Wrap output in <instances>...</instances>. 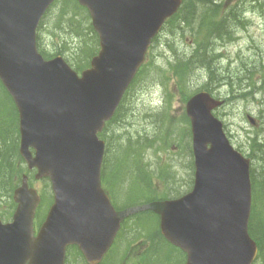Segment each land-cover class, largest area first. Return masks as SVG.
<instances>
[{
	"label": "water",
	"instance_id": "obj_1",
	"mask_svg": "<svg viewBox=\"0 0 264 264\" xmlns=\"http://www.w3.org/2000/svg\"><path fill=\"white\" fill-rule=\"evenodd\" d=\"M54 1L0 0V78L20 112V151L30 169L38 168L37 178H51L55 198L35 238L41 198L24 178L12 223L0 219V264H65L70 244L88 263L99 264L122 221L148 209L160 215L165 238L187 253L186 264H253L258 245L249 233L250 160L230 145L212 113L223 102L209 93L187 104L192 191L116 211L101 185L105 142L98 133L115 114L152 37L182 0H79L100 38V51L82 77L62 56L47 61L39 53L37 29Z\"/></svg>",
	"mask_w": 264,
	"mask_h": 264
},
{
	"label": "rangeland",
	"instance_id": "obj_2",
	"mask_svg": "<svg viewBox=\"0 0 264 264\" xmlns=\"http://www.w3.org/2000/svg\"><path fill=\"white\" fill-rule=\"evenodd\" d=\"M219 1L212 0L211 4L206 1L204 8L209 5L211 9H216ZM220 4L223 11H228L236 5L240 8L234 13L232 20L228 19L226 27L229 34L234 32L237 39L215 40L214 53L219 55L217 64L219 79L215 73L208 72L205 68L194 70L191 68L192 64L185 66L198 43L206 38L199 37L197 33L205 20L200 18L189 25L178 19L167 25L154 41L146 68L125 96L117 119L112 120L101 135L107 145L104 161L105 184L114 204L124 208L139 202L142 195V200L168 198L165 192L168 179L165 177L170 178L168 190L170 196L183 194L191 189L194 167L190 121L186 115V106L188 99L202 90L213 92L215 96L225 99H229L231 95L241 97L228 100L226 105L217 109L215 113L223 120L234 147L251 160V171H264V161L258 159L252 140L260 138L264 141V0L254 4L250 0H221ZM64 7L67 6L62 3L55 5L47 14L46 22L40 31L39 47L41 51L45 50L49 54L63 55L75 68L84 51L85 43H82V40L86 39L87 44L94 47V37L87 30L83 36H77L75 28L69 27L76 24V19L71 21ZM70 10L74 13L73 8ZM75 16L77 15L74 13L73 17ZM82 19L85 20L83 17ZM89 22L91 23L90 17ZM80 46L83 50L79 49ZM208 56L200 55L198 57L200 63L207 62ZM230 77L235 80L231 89L224 83V79L227 82ZM0 90L4 92L3 88ZM10 101L13 104L11 99ZM13 106L11 107L0 92V121L7 122L6 117L13 114L8 125L9 132L16 127ZM16 114L18 116L17 110ZM248 115L257 120V126L251 125ZM17 125L16 135L19 141L18 121ZM146 135L151 136L150 140L141 142V137ZM129 141L135 146L144 145L143 153L138 159L133 154L130 155L132 157L130 159L126 150L122 149L128 150ZM130 152H136V149ZM124 159L127 162L121 167L119 163ZM105 173L103 172L104 178ZM147 174H152L146 180L150 183L152 179V185L146 187L143 193L141 191L143 185L139 182L143 181ZM31 180V185L50 200L49 204L48 201L45 202L44 207L47 204L48 207L40 214V221H43L53 200L51 184L49 181H46V184L42 180ZM256 204L258 215L257 209L264 210V199L262 197L260 200L257 199ZM5 205L7 204L1 205L0 212L11 211V208ZM139 215L143 217L138 218ZM6 218L8 221L11 220L10 216ZM143 218L149 219L144 223L153 230L158 219L156 214L146 211L131 217L125 223L116 248L110 252L111 255H108L105 264H140V260L141 264H185V260L181 261V256L172 257L170 260L172 253L168 247H164L159 255L149 252L141 259V255L153 240L150 232L142 235L140 228L135 224L143 222ZM82 261L85 263L83 257L76 253L70 254L68 258V264H82ZM255 264H264V259L258 258Z\"/></svg>",
	"mask_w": 264,
	"mask_h": 264
},
{
	"label": "trees",
	"instance_id": "obj_3",
	"mask_svg": "<svg viewBox=\"0 0 264 264\" xmlns=\"http://www.w3.org/2000/svg\"><path fill=\"white\" fill-rule=\"evenodd\" d=\"M60 3L65 4L67 6V7H64L63 9H65L68 15H70L69 18L71 19V21L76 19L75 20L76 24L74 23V25H69V27L75 28L76 35L81 37L83 36V33H85L87 30L94 37V47L89 46L87 44L86 39L82 40V43L83 42L85 43V47H84V51L80 55L81 57L80 60H82V62H85V63H81V61L79 60L76 67L79 70L84 69L89 66L91 58L98 52V49H99L98 36L96 35L91 23L89 22V15L86 9L79 6L76 0H62L56 3L55 5H58ZM211 3H212V0L210 1V4ZM216 6H217L216 9H211L209 5L206 6V8H204L205 7L204 0H186L181 10L179 11V13L174 18L169 20L168 24L171 25L174 22H176V20L178 19L179 21L187 23L189 25L194 23L197 19H200V18H203V20H205V22H202V25L198 29L197 33L199 37L203 38L206 36V38L202 39L200 43H198L197 48L194 50L193 55L189 58V61L185 64V66L188 67L190 64H192L191 68H194V70L195 68H200V69L205 68L208 72L215 73V76L219 79L218 76L220 73L218 72L219 68L217 66L219 62L218 61L219 55L214 53L215 40L223 38L224 35L228 33V31L226 30L228 19L232 20L235 14H233V12H229V15H227V12L229 10L223 12V9L221 8V4H217ZM238 7L239 6L236 5L232 8H234V10H237ZM71 8L74 9L75 15L79 16V18H77V16L73 17L74 13L70 10ZM186 12L188 13L185 17L184 15ZM82 17L85 20H83ZM46 18L47 17H45L42 20L39 32L42 30L43 25L46 22ZM69 18H67L68 22H69ZM38 39L40 40V34L38 35ZM80 47L79 49L83 50V48L82 47L80 48ZM205 54L209 55L208 60L207 62H203L201 64L198 57L200 55H205ZM45 55L48 56L46 52H45ZM51 56L52 55H50V57ZM224 83L226 84L228 88L231 89L235 84V80L233 77H230V79L227 82L224 79ZM237 98H241V97H238L237 95H231L229 99H226V102L228 100L237 99ZM121 109H122V105L120 106L118 112L116 113L115 117L112 120L117 119ZM12 116L13 114H9L6 117L5 120L7 122L0 121V128H1V131H0V208H1V205L3 206L4 204H7L5 206H7L8 208H11V210L15 208V203L13 200V193H14V190L21 184L23 174L25 173L30 174L31 179H33L32 173L28 171L24 160L19 154V150H18L19 141H17L18 136L16 135V133L18 132L16 111H15L16 127H14V130L9 132L10 127L8 125L10 123V118ZM186 133H188V128L186 129ZM150 138H151L150 135L148 137L146 135V136L141 137L140 140L141 142L144 143L146 141H149ZM252 140H253V148L257 150L255 153L257 154L258 159H261L262 161H264V141L261 140L260 138L259 139L252 138ZM129 142L130 143L128 145V150L126 148H122V149L126 150L127 155L130 157V159L132 158L130 156L131 154L135 155L136 158L138 159L139 158L138 156H140L143 153L144 145L135 146L131 141ZM135 149L137 153L130 152V151H134ZM126 162H127L126 159H124L119 164L122 167L126 164ZM251 174H252V179H253L254 197L256 196V200H255V204H256L257 199L260 200L261 197L264 199V171L258 172L256 170L254 172L252 171ZM151 175L152 174H147L144 179L145 181L143 180L139 182L141 185H143V187L141 188V191L143 193H145L146 187H150L152 185V182H151L152 179L150 180V183L146 182L147 178H149V176ZM258 175L260 177H258ZM165 178L168 179L167 183L169 185L170 178H167V177ZM178 195H180V193H178L177 196ZM142 199H143V195H142L141 200L137 203L150 201L148 199H144V200ZM255 204H254L252 219L250 222V233L258 243V246L260 249L259 258L263 260L264 259V210L260 211V209H257L258 210L257 211L258 215H257L256 214L257 204L256 205ZM8 213L9 212L7 210L0 212L2 216H7ZM142 217L143 215L138 216V218H142ZM147 220L149 219L143 218V222L142 221L135 222L136 226L140 228L142 235H146L149 232L153 235V240L151 244L149 245L148 249L145 250V253L141 255V259L143 258L145 254L149 252L151 254L154 253L155 255H159L164 250V247H168L172 253V255L170 256V260L172 257L181 256L182 257L181 261L184 262V257H185L184 253L180 251L178 248H175L171 244H169L164 239V237L161 235L159 228L157 226L158 219H156V226L153 228V230H151V228L145 225L144 222ZM70 249H71L70 250L71 254L77 252L76 255L78 254L80 255V252L78 251L77 248L72 247ZM173 253H176V254L173 255ZM82 264H85L84 261H82ZM114 264H117V263H114ZM140 264H141V260H140Z\"/></svg>",
	"mask_w": 264,
	"mask_h": 264
},
{
	"label": "bare ground",
	"instance_id": "obj_4",
	"mask_svg": "<svg viewBox=\"0 0 264 264\" xmlns=\"http://www.w3.org/2000/svg\"><path fill=\"white\" fill-rule=\"evenodd\" d=\"M206 1H211V0H204V2H206ZM221 1V0H220ZM220 1H219V4H220ZM253 4H254V2H258L259 0H250ZM219 6V5H218ZM240 7H238L237 8V10L239 9ZM237 10H234V8H232V9H229V11L227 12V15H229V12H233V14L237 11ZM166 26L168 25V24H165ZM231 29V28H230ZM221 30V29H220ZM231 31H232V29H231ZM230 32H228L227 34L228 35H224V37L223 38H221V39H228V41H233V40H235V39H237V38H235L234 37V32L233 33H231V34H229ZM223 123V128H225V124H224V122H222ZM250 178H251V181L253 180L252 179V174H250Z\"/></svg>",
	"mask_w": 264,
	"mask_h": 264
}]
</instances>
